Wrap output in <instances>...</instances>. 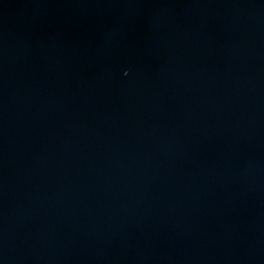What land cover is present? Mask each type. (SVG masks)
<instances>
[{
  "label": "water",
  "instance_id": "95a60500",
  "mask_svg": "<svg viewBox=\"0 0 264 264\" xmlns=\"http://www.w3.org/2000/svg\"><path fill=\"white\" fill-rule=\"evenodd\" d=\"M0 264H264V0H0Z\"/></svg>",
  "mask_w": 264,
  "mask_h": 264
}]
</instances>
